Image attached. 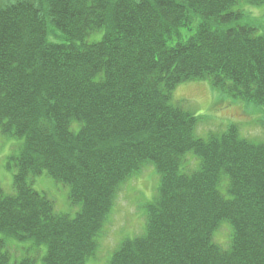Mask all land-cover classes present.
Wrapping results in <instances>:
<instances>
[{"label": "trees", "instance_id": "obj_1", "mask_svg": "<svg viewBox=\"0 0 264 264\" xmlns=\"http://www.w3.org/2000/svg\"><path fill=\"white\" fill-rule=\"evenodd\" d=\"M241 3L264 0L0 3V133L23 141L8 157L15 192L0 186V264H88L122 187L149 163L160 182L145 230L109 264H264V142L237 123L198 136L202 118L173 101L204 80L264 108V33L239 22ZM43 173L69 186L75 216L34 189ZM24 242L15 257L10 244Z\"/></svg>", "mask_w": 264, "mask_h": 264}, {"label": "rangeland", "instance_id": "obj_2", "mask_svg": "<svg viewBox=\"0 0 264 264\" xmlns=\"http://www.w3.org/2000/svg\"><path fill=\"white\" fill-rule=\"evenodd\" d=\"M14 0H0V3ZM243 12L239 21L256 28L257 34L264 33V3L251 6L241 3L236 6ZM200 22L199 17H193L191 30L184 29V33L191 35ZM60 36L51 34V41H60ZM102 32L94 33L87 38L88 42L99 41ZM174 102L180 104L192 113L202 118L196 135L206 138L211 131H223L229 124L237 123L240 134L254 142H264V126L260 121L264 119V108L255 102L232 99L216 90L210 81H189L180 84L174 92ZM22 140L9 138L0 133V186L5 194L15 192L13 185V171L8 166V157L17 150ZM159 175L152 164H147L140 172L133 175L122 187L109 216L102 235L98 238V249L95 257L89 259L88 264H109L111 256L119 245L127 238H133L144 232L146 227L147 206L156 194L159 186ZM32 186L37 191L46 193L54 200L57 212L75 216L79 207L72 206L69 199V186L56 181L43 173L32 179ZM231 227L223 223L215 234V241L223 248H229ZM18 244V243H16ZM11 243V251L15 257L24 255L30 242ZM45 249V246H43ZM38 253V252H36Z\"/></svg>", "mask_w": 264, "mask_h": 264}]
</instances>
